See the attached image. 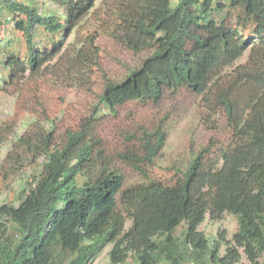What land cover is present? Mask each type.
<instances>
[{
  "label": "trees",
  "instance_id": "trees-1",
  "mask_svg": "<svg viewBox=\"0 0 264 264\" xmlns=\"http://www.w3.org/2000/svg\"><path fill=\"white\" fill-rule=\"evenodd\" d=\"M53 1L64 8L63 23L4 0L25 16L16 28L25 36L31 70L51 62L62 48L57 41L35 51L31 30L42 28L48 42L56 35L63 38L96 0ZM224 1L252 25L249 37L243 39L237 27L213 22L214 10L221 7L215 0H177L174 6L170 0H117L113 37L133 53L151 52L120 82L105 84L94 117L102 108L159 103L166 93L175 95L184 87L200 96L209 112L226 117L229 144L217 149L209 142L171 185L150 180L124 189L113 161L84 131L66 133L61 145H55L51 132L26 135L27 155H43L44 162L17 206L0 205V264H86L107 244L111 264H126L129 258L132 264H183L186 259L238 264L239 249L250 264H259L264 255V0ZM91 48L97 56L96 47ZM247 50L252 67L239 66L225 78ZM16 62L12 58L8 64ZM164 135L158 128L144 132L137 150L117 156L144 174L141 166L153 164ZM137 195L143 196L140 202ZM120 202L132 212L128 229ZM225 213L236 217L237 230L234 244L220 256L219 241L210 242L198 226L206 215L216 221ZM61 255H68L66 261H60Z\"/></svg>",
  "mask_w": 264,
  "mask_h": 264
},
{
  "label": "rangeland",
  "instance_id": "rangeland-1",
  "mask_svg": "<svg viewBox=\"0 0 264 264\" xmlns=\"http://www.w3.org/2000/svg\"><path fill=\"white\" fill-rule=\"evenodd\" d=\"M14 1L36 9L41 16L55 15L64 22V8L53 0ZM170 1L174 6L177 0ZM218 4L221 7L214 10L213 22L237 27L243 39L249 37L252 25L244 20L243 13L230 8L224 0H215V5ZM118 8L117 0H96L70 33L63 38L56 35L50 42L47 33L35 26L31 30L35 51L50 49L57 41L62 48L51 62L39 70H31L25 36L16 28V22L24 21L25 16L0 0V205L17 206L44 162L43 155L36 158L27 155L26 135L51 132L55 145H61L66 133L84 131L93 138L95 147L104 149L102 155L113 161L112 168L122 176L124 189H136L150 180L171 185L179 177V171H184L189 160L209 142L219 149L231 141L226 117L217 111L209 112L201 97L184 87L175 95L166 93L159 103H128L115 111L102 108L94 117L105 84L120 82L129 71L141 66L151 52L136 54L116 41L112 28L116 23L114 11ZM92 39L97 56L89 45ZM12 58L17 60L15 65L8 64ZM249 58L247 50L226 70L225 78L233 77L239 66L252 67ZM157 128L165 134L164 146L152 165L141 166L144 174L117 156L137 150V139ZM142 198L137 195L135 201ZM118 210L128 229L132 212L121 202ZM198 230L210 242L219 241V254L223 256L234 244L232 235L237 230V220L228 213L216 221L206 215ZM220 233L223 240H219ZM110 249L111 245H105L86 264H111ZM239 251L238 264H250L242 249ZM67 256L61 255L60 261H66ZM126 264H132L130 258ZM183 264L196 263L186 259ZM259 264H264V255Z\"/></svg>",
  "mask_w": 264,
  "mask_h": 264
},
{
  "label": "built area",
  "instance_id": "built-area-1",
  "mask_svg": "<svg viewBox=\"0 0 264 264\" xmlns=\"http://www.w3.org/2000/svg\"><path fill=\"white\" fill-rule=\"evenodd\" d=\"M10 1H13V0H10Z\"/></svg>",
  "mask_w": 264,
  "mask_h": 264
}]
</instances>
